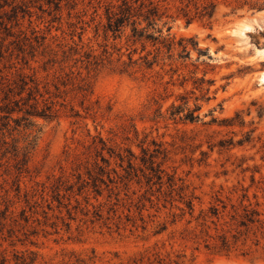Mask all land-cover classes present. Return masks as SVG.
I'll return each mask as SVG.
<instances>
[{
    "label": "rangeland",
    "instance_id": "1",
    "mask_svg": "<svg viewBox=\"0 0 264 264\" xmlns=\"http://www.w3.org/2000/svg\"><path fill=\"white\" fill-rule=\"evenodd\" d=\"M151 1L0 0V264H264V0Z\"/></svg>",
    "mask_w": 264,
    "mask_h": 264
},
{
    "label": "trees",
    "instance_id": "2",
    "mask_svg": "<svg viewBox=\"0 0 264 264\" xmlns=\"http://www.w3.org/2000/svg\"><path fill=\"white\" fill-rule=\"evenodd\" d=\"M138 1L139 0H135L134 3H137ZM144 1L148 2L147 5H144V3H141L139 6V9L136 10L132 7V5H130L127 1L124 0V3L122 5L123 9L118 14L113 15L109 18L108 30L112 33H117L120 31V29L123 27L125 23H128L129 21L133 19V22L131 24L133 26L132 37L137 38L136 40L138 41L142 39L144 32L142 30L141 31L137 30L136 21L139 19H142L144 22L148 23V26H151L152 22L154 21V18L157 16V13H158L157 7L153 5V2L151 0H144ZM207 16L210 18L212 14L210 16L209 15ZM182 18L185 20L187 24H190L191 19L188 17V13H184V15H182ZM145 39H151V38L149 36H146ZM21 94L22 92L19 93L17 96H20ZM4 100L8 102L3 108H0V113H4L6 116L5 117L6 119L11 118L10 116H12L15 113H22L23 116L21 118V121H26L27 122L26 126H29V127H31L30 122H28V119L30 117H39V118H43L46 120H52L56 117L51 106L46 105L44 106V108L38 109V104L36 102L32 105H28L29 101L31 100V94H28V98L26 100L19 99V100L12 101V100H8L7 97ZM187 118L191 120L193 119L191 115L187 116ZM27 150H32L30 142L27 144L25 148V153ZM156 153L158 152L156 151ZM128 156L129 158L126 161L127 169L132 170L133 169L132 159L134 158H133V155L130 153V151L128 152ZM117 157L119 158V161L121 163L124 162L123 157L119 155ZM148 162H149L148 170L150 171V173L153 174L154 178L160 181L161 174H162L160 170V166L159 165L155 166L153 156L149 157ZM100 172L102 173V171ZM89 178L92 179L93 182H95L97 179L91 174H89ZM150 181L151 179L147 180V182H150ZM245 198L246 196H243V199ZM186 207L189 211H192L191 202H187ZM231 208L233 209V207ZM223 209H225V206L223 207ZM261 217H262V214H260L257 210H251L248 207H241L240 211H234V213L231 216V219L232 220L238 219V222L236 225L237 229L244 228L247 231V229L250 226H253L257 223L258 224L260 223L262 224V226H264V222H261L262 221ZM236 234L239 235V232H237ZM232 239L235 240V242L237 240L235 239L234 236H232ZM232 246H234V243L232 242L230 243V241L227 239L225 234L220 235V252L222 251L228 252Z\"/></svg>",
    "mask_w": 264,
    "mask_h": 264
},
{
    "label": "bare ground",
    "instance_id": "3",
    "mask_svg": "<svg viewBox=\"0 0 264 264\" xmlns=\"http://www.w3.org/2000/svg\"><path fill=\"white\" fill-rule=\"evenodd\" d=\"M245 30L247 31V28H245ZM244 32H245V31H243V32L241 33V35H243V34H244ZM259 81H260V83H261V84H263V85H264V74H262V75H261V77H260V80H259Z\"/></svg>",
    "mask_w": 264,
    "mask_h": 264
}]
</instances>
